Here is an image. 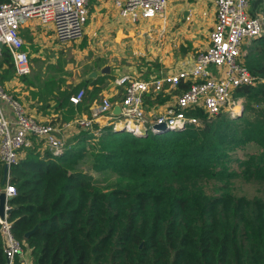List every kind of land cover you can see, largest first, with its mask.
Masks as SVG:
<instances>
[{
    "label": "trees",
    "instance_id": "16d2710c",
    "mask_svg": "<svg viewBox=\"0 0 264 264\" xmlns=\"http://www.w3.org/2000/svg\"><path fill=\"white\" fill-rule=\"evenodd\" d=\"M251 4L252 15L264 13V0ZM255 42L245 65L262 82L264 36ZM0 52L2 85L17 75L8 49ZM17 78L35 86L29 75ZM114 79L88 81L96 96ZM88 81L67 87L65 80L51 79L44 91L32 95L44 103L54 101L67 123L81 113L91 117L87 95L79 105L70 103ZM261 82L237 89L236 95L247 100L241 116L222 113L208 120L202 111L188 112L200 117L202 126L134 134L94 122L58 156L43 152V142L33 138V146L9 169L4 184L0 163V192L7 183L17 191L7 201L12 233L30 250L34 264H264V200L235 197L228 189L209 197L202 185L204 179L225 182L240 175L264 183ZM187 89H166L147 97L146 105L165 104ZM250 144L257 151L246 152L245 160L231 157L230 151H244ZM89 155L92 170L101 178L76 169ZM235 161L236 170L229 167ZM115 177L120 178L117 188L108 193L100 189L101 184L113 188ZM0 264H6L1 236ZM16 264H21L19 259Z\"/></svg>",
    "mask_w": 264,
    "mask_h": 264
},
{
    "label": "built area",
    "instance_id": "2783aa9c",
    "mask_svg": "<svg viewBox=\"0 0 264 264\" xmlns=\"http://www.w3.org/2000/svg\"><path fill=\"white\" fill-rule=\"evenodd\" d=\"M92 1L0 0V51L6 47L10 52L17 77L31 73L30 57L25 50L21 29L32 22L52 26L57 43L78 44L86 36ZM109 1L120 18L133 24L162 17L169 2ZM251 1L213 0L216 19L209 33V46L199 54L193 66L165 75H150L148 79L128 74L120 76L115 85L124 90L123 100L121 104H117L121 108L119 117L123 119V123H118L123 125L121 128L137 134L156 132L157 127L163 125L168 129L185 128L187 125L200 126L203 120L197 116H189L188 112L202 111L211 120L223 111L230 113L239 106L235 102L237 89L257 86L261 82L245 65L244 42H254L264 36V13L252 15ZM182 85H188L189 89L174 95L173 103L162 114L148 120L151 112L147 110L146 98L166 89L176 91ZM85 96V90H80L70 97V103L79 105ZM115 106L110 98H104L93 109L91 118H80L55 126L42 123L31 116L22 101L0 84V163L8 171L12 166L18 165L22 152L33 146V138L42 141L55 156L61 155L67 140L73 134L92 129L96 118H119L113 114ZM118 124L112 125L115 130L118 129ZM2 192L6 199L17 194L16 188L9 183ZM8 211L6 204L5 215L0 219V236L6 264H16L24 247L12 233L7 219Z\"/></svg>",
    "mask_w": 264,
    "mask_h": 264
},
{
    "label": "crops",
    "instance_id": "0c3cea01",
    "mask_svg": "<svg viewBox=\"0 0 264 264\" xmlns=\"http://www.w3.org/2000/svg\"><path fill=\"white\" fill-rule=\"evenodd\" d=\"M212 1L213 0H210V2ZM162 17H165V15H163ZM184 18L186 19V15L184 16ZM91 19H94L95 22L94 24H92L90 29L86 30V36L83 41H86V46L89 45L87 49H91L92 45L93 47L97 46L98 49H100V53H102L100 57L104 59V63L101 66V68H99L98 71L95 72L92 71L90 73H87L84 77L82 76L79 77V79H77V76H74L73 80H77V82L73 86L75 87L81 83H84L85 81L91 79L93 80L95 79V77H100V76H112L115 78L114 80L108 81V83L101 88V91L98 94H96V96L94 95V87L91 85V81H88L87 87L83 90H85L86 92L87 95L86 99L91 102V108H90L91 113L93 112L95 106H97L99 102H101L104 98H110L111 101L114 104H116L114 110H116L118 105L121 104L123 100L120 91L121 88L115 85V81L120 76L128 74L131 76L138 77V75H141L140 79H148L150 75L160 76V75H165L167 73H174L179 69H184L193 66L199 54L209 46V34L207 35L208 37L207 41H199L197 36L192 35L191 33L189 36H187L188 45H186L183 41L178 42L179 46L182 43L183 45L180 47V54L175 55L176 62H174V59L172 58L173 54H171L170 61H167L169 60V56H165L164 53H169L170 43L175 42L174 44H176L178 38H182L186 31L185 29H180V26L177 25L176 27L173 28L175 34L171 33L172 37L168 39L167 35L169 32V23L166 22L163 26L160 27V30H157V32L161 34V39L163 38V40H161L160 42L161 44L159 45L160 47H162V50H160L162 51L160 53L161 55L160 63L166 65L165 68L160 66L159 69L156 68V70H154L151 69L150 65H147V68L143 69L141 67L139 68V66L135 64H132L129 66H124L122 68L120 67L119 69H116L115 66L113 65L114 59L120 60L125 56L128 57L129 62H131V61H135L140 57L139 52L137 51L138 47L134 43H136L137 39H140L142 35L144 36L146 35L145 34L146 30L137 31L136 29H134V26H131L127 21L120 18L114 5L109 0L92 1L90 5V20ZM213 26L214 25H212L211 28H213ZM158 27L159 26L153 28L155 29ZM20 32H21V36L23 34V36L26 35L30 38V40H26L22 36V38L25 41V50L29 53V57H30L31 73L29 74V78L35 83V86L27 85L17 77L12 78L10 81L5 82L2 85L6 89L14 93L18 97V99L22 101L24 106L27 108L28 113L31 116H33L35 119L45 124L52 123L55 126H62L63 124H66V122L62 120V113L61 112L57 113L55 111L54 109L55 102L50 101L48 103H44L40 99V96L32 95V92L44 91L46 83L51 79H54L59 82H61L62 80L69 79L65 76L45 77L44 75L46 74L47 67L46 66L43 67L42 65L35 64L38 62L36 58L40 57L41 54H44V51L46 49L51 50L53 52V56H56V58L59 59L58 54L55 55L57 53L55 47L57 41L55 40L53 28L52 26H41L36 24L35 22H32L27 26L23 27ZM83 41L78 44H74L78 50L77 51L78 53H80L82 49H85V48H80V45L83 44ZM167 43H169V45H166ZM255 44L257 43L254 41L252 45ZM132 45L134 46L133 49L134 54L133 56H130V52L132 51L130 48L132 47ZM200 45H203V47H201ZM68 46L70 45H67L63 49H70L71 51L72 49L76 50V48H74L73 46L71 47ZM63 49L58 51V53L59 54L67 53ZM253 49L254 48H252L251 46L249 52L251 53ZM77 52L76 51L73 52L72 55H75ZM44 57L46 56H42L43 60L45 59ZM105 59H109L111 61H106ZM163 59H166L165 60L166 62L164 61L162 62ZM144 62H142V64ZM105 67L110 68V73L107 75H101V72ZM65 83L67 84V82ZM150 108H154V107H149V108L147 107V110L150 111ZM5 111L8 113L7 109H5ZM85 117H90V116L88 114L81 113L78 114L73 121ZM120 118L121 117L117 118L114 116L99 117L96 118L95 123L100 128L106 126H112L114 120ZM81 133L82 132H80L79 134ZM79 134H75V135L73 134L72 137H70L67 140L66 146L69 145L74 140V138ZM66 146L64 147V150ZM42 151L43 152L49 151V149L45 145H42ZM19 262L21 264H34L30 250L28 249L24 250L23 254L19 257Z\"/></svg>",
    "mask_w": 264,
    "mask_h": 264
},
{
    "label": "rangeland",
    "instance_id": "374dc122",
    "mask_svg": "<svg viewBox=\"0 0 264 264\" xmlns=\"http://www.w3.org/2000/svg\"><path fill=\"white\" fill-rule=\"evenodd\" d=\"M163 15H165V17L153 19L150 21L142 20L140 23H137V24L128 22L131 26H134V29H136L137 31L146 30L145 32L146 35L145 36L142 35V37L140 39H137L136 43H134L138 47L137 51L139 52V56H140L138 59H136L137 61L135 60V61L129 62L128 57H125V56L124 58H121L120 60L114 59L113 65L115 66L116 69H119L120 67L122 68L124 66H129L132 64H135L139 66V68L141 67L143 69L147 68V65H150L151 69H154V70H156V68L159 69L160 66L165 68L166 65H163V63H160L161 61L160 53L162 52L160 50H162V47H160L159 45L161 44L160 42L161 40H163V38L161 39V34L157 32V30H160L161 26H163L166 22L169 23V32L167 35L168 39L172 37L173 33L175 34V32L173 31V28L176 27L177 25L180 26V29H185L186 31L182 38H178V40L176 41V44H174L175 42L170 43L169 53H164L165 56H169V60L167 61H170L171 54H173L172 58L174 59V62H176L175 55L180 54V47L183 45L182 43L179 46L178 42L183 41L186 45H188L187 36H189L191 33L192 35H196L199 41H207V38H208L207 35L210 33L212 29L211 27L212 25H214L215 19H216L213 1L210 2V0H169L168 5ZM185 15H186V19L184 18ZM89 20H90V16L88 18L86 30L90 29L92 24H94L95 22L94 19H91L90 21ZM156 26H159V27L154 29L153 27H156ZM253 43L254 42L252 41L244 42L243 48H244V52H246L245 56L250 54L249 51H250L251 46L252 48L256 47L257 44L252 45ZM82 45L83 44L80 45V48H82ZM133 45L130 48L132 50L130 52V56H133L134 54ZM166 45H169V43H167ZM66 46L67 45H62L59 43L55 44V47L57 50V53L55 55L58 54L59 59L56 58V56H53V52L49 49H46L44 51V54H41L40 57L38 58L35 57L36 60L38 61L37 63H35L36 62L35 61L34 62L35 64L42 65L43 67L45 66L47 67L46 74L44 75L45 77L65 76L69 79L65 80L67 84L64 83V85L67 87H73V85H75L77 82V80H73L74 76H77V79H79V77L81 76L84 77L87 73H90L92 71L94 72L98 71L99 68H101V66L104 63V59L100 57L102 53H100V49H98L97 46L93 47L92 45L91 49H87L89 45L87 46L85 45L86 47L85 46L83 47L85 49H82L80 53L77 52L78 50L74 44H70V46L68 47L73 46L74 48H76V50L72 48H71L72 51L70 49H63ZM200 46L203 47V45H200ZM62 49L66 51L67 53L59 54L58 51ZM75 51L77 53L75 55H72L73 52ZM42 56H46L44 57L45 58L44 60ZM105 60L111 61L109 59H105ZM165 60L166 59H163L162 62L163 61L166 62ZM144 61H147L149 63L144 62ZM142 62L144 63L142 64ZM140 77L141 75H138V78ZM237 98L235 102H236V105H239V106L233 108V111L230 113H226V111H223L222 113L227 114L231 118L237 115H240V116L243 115L245 112L244 109H245V105L247 104V100L246 98L240 97V96H237ZM239 99L241 101H239ZM171 103L173 102L170 100L169 102H166L165 104L156 105L154 108H150V111L148 112H151V114H149L148 120H151L152 118L158 116L159 114H162L166 110L167 106ZM252 105L253 107L256 106L255 104H252ZM260 108H264V105H262V107ZM246 116L250 117L251 115L247 112ZM118 123H123V119L120 118V119L114 120L112 125L118 124ZM202 124L203 122L200 124V126H202ZM116 130L125 132V133L126 132L131 133L130 131H127L123 128L116 129ZM246 147L247 149L244 151L242 150H238L236 152L230 151L231 157L235 158V160L242 161L246 159L244 157L246 152L252 153V152L257 151V147L254 144H250ZM93 162H94L93 157L89 155L88 158L80 161V164L79 166L76 167V169L84 170L86 172H89L96 178H101L100 175H98L97 173L94 172V170H92L91 164ZM238 166L239 164L237 161H235V163L229 164V167L235 170L238 168ZM119 181H120V178L115 177V179H113V188H110L112 186H107V184H101L100 189L108 193L110 192L109 189H111L112 191L113 189L118 187ZM202 185H203L205 194L209 197H219L225 192L226 189H228L235 197H245L247 199L260 198L264 200V183L257 181L255 179H250V180L246 179L242 175L234 179H231L229 181H225V182L219 181V180L204 179L202 182Z\"/></svg>",
    "mask_w": 264,
    "mask_h": 264
},
{
    "label": "water",
    "instance_id": "95a60500",
    "mask_svg": "<svg viewBox=\"0 0 264 264\" xmlns=\"http://www.w3.org/2000/svg\"><path fill=\"white\" fill-rule=\"evenodd\" d=\"M2 46L0 45V48H1ZM110 73V68L109 67H105L103 70H102V72H101V75H107V74H109ZM120 113H121V108H120V106H118L117 108H116V110H114V112H113V114L114 115H117V116H119L120 115ZM158 128V130H164V129H168L166 126H159V127H157ZM4 174H5V179L3 180V184H4V182L6 181V176L8 175V168L7 167H4ZM7 201H8V198L6 199V195H5V193L4 192H1L0 193V219H3V217H4V215H5V206H6V204H7ZM7 213V212H6ZM27 237H29V235L27 236Z\"/></svg>",
    "mask_w": 264,
    "mask_h": 264
},
{
    "label": "bare ground",
    "instance_id": "6f19581e",
    "mask_svg": "<svg viewBox=\"0 0 264 264\" xmlns=\"http://www.w3.org/2000/svg\"><path fill=\"white\" fill-rule=\"evenodd\" d=\"M163 16V15H162ZM123 125L122 124H118L116 128H121ZM129 128H132V126H130ZM135 129V127H133Z\"/></svg>",
    "mask_w": 264,
    "mask_h": 264
}]
</instances>
